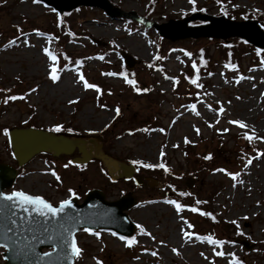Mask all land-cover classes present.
<instances>
[{
    "label": "rangeland",
    "instance_id": "obj_1",
    "mask_svg": "<svg viewBox=\"0 0 264 264\" xmlns=\"http://www.w3.org/2000/svg\"><path fill=\"white\" fill-rule=\"evenodd\" d=\"M109 1L154 25L100 7H78L58 16L41 0H0V160L16 163L11 128L54 131L60 125V132L92 139V146L101 144L121 162L139 161L134 164L140 174L155 178V186L147 181L137 186L118 172L112 181L95 158L70 166L69 159L79 155L75 150L35 156L13 188L52 203L74 194L81 201L92 188L102 189L110 200L129 192L137 196L129 214L139 244L128 249L127 241L112 233L83 232L75 264H264V47L234 35L169 40L156 26L202 12L253 19L264 28V0ZM123 52L135 56L130 70L122 68ZM204 59L209 64L200 65ZM50 65L58 69L55 82ZM108 70L128 71L134 83ZM85 81L99 91L85 88ZM145 164L164 167L158 171ZM189 176L197 177L192 188L186 184ZM175 182L181 190L167 194ZM191 195L213 198L211 217L190 215L185 207L177 212L167 202L177 198L184 204ZM238 238L247 239L250 249ZM3 252L0 247V263Z\"/></svg>",
    "mask_w": 264,
    "mask_h": 264
},
{
    "label": "water",
    "instance_id": "obj_2",
    "mask_svg": "<svg viewBox=\"0 0 264 264\" xmlns=\"http://www.w3.org/2000/svg\"><path fill=\"white\" fill-rule=\"evenodd\" d=\"M44 1L60 11L71 10L79 5H90L101 7L110 15L130 16L123 10L114 8L108 0ZM195 19L209 20L210 23L188 27V22ZM158 27L163 36L172 39L202 36L226 38L234 35L245 38L256 46L264 47V31L253 20L237 22L224 17L194 14L183 20H171ZM124 57L132 67L135 59L128 54H124ZM9 137L19 166L39 152H52L55 155L72 154L78 148L80 156L73 158L71 160L73 163H86L96 156L104 161L110 172L120 170L121 176L127 179L132 178L136 170L134 164L120 163L110 157L102 151L99 144H95L93 154V147L88 149L87 140L84 138L54 134L34 127L13 128ZM17 176L18 169L10 164L0 163V192L10 194L5 190L13 185ZM134 179L137 184L143 182L141 177ZM194 181V178H190L188 185L192 186ZM150 184L154 185L151 182ZM78 200V196L69 199L70 204L65 206V211L55 216L51 214L41 216L38 213L29 215L22 209L3 207L6 202L0 200V246L6 248L3 253L5 262L0 264H74L77 256L68 259L66 253L70 252L68 246L73 240L77 245L76 233L81 228L108 229L128 236L133 234L135 225L126 211L135 206L137 200L134 195L129 194L112 201L106 199L102 190L93 189L87 193L82 203ZM53 206L59 207L60 204ZM13 212L15 215H12ZM244 243L247 245V242Z\"/></svg>",
    "mask_w": 264,
    "mask_h": 264
},
{
    "label": "snow or ice",
    "instance_id": "obj_3",
    "mask_svg": "<svg viewBox=\"0 0 264 264\" xmlns=\"http://www.w3.org/2000/svg\"><path fill=\"white\" fill-rule=\"evenodd\" d=\"M34 2H37V0H34ZM217 2L219 3V0H217ZM189 3L194 4L195 0H189ZM192 11H196V9L193 8ZM200 11H204V9H200ZM44 52L49 56L50 59H53V60L55 59V57L49 51V49L45 48ZM50 67L52 68V71L49 73V75H50L51 79L55 82L58 79V69L54 65H50ZM193 67H195V65H193ZM233 67H234V65H233ZM80 79L84 80V77L81 76ZM127 82L129 84L134 83V81H132V80H128ZM192 83L195 84L196 79H192ZM84 87L85 88H97L96 85L89 84L86 81L84 83ZM97 91H99L98 88H97ZM137 91H140V89H137ZM144 91H147V89H144ZM9 99L15 100V99H17V97L16 96H10ZM117 111H118V109H117ZM231 123L239 124L241 127L245 126L241 121H231ZM53 130L59 132L61 130V126L60 125L54 126ZM4 131L6 134L7 129H5ZM68 131H72V129H68ZM225 131H227V129H225ZM245 135H246L247 139H249V140L252 139V137L248 136L247 133ZM161 154H163V153H161ZM208 158L209 157H205V159H208ZM133 163H139V161H133ZM144 167H146V168L162 167L163 168L164 165H162V164L161 165L145 164ZM165 170L167 171V169H165ZM219 171H225V170L220 169ZM229 175H233V178H235V176L239 175V174L238 173H236V174L229 173ZM182 195H183V193H182ZM0 200H3L6 202L5 205H3V207L22 209L24 212L29 213V215L31 213H38L41 216H45L47 214H51L52 216H55V215H57V213L64 212L65 206H69V204H70L69 200H63L60 202L59 207H54L51 203L46 201L41 196L30 195V194L25 193L23 191H13L10 194H5L3 192H0ZM167 202L170 204H174L177 212H180L182 207H183L181 204L177 203L176 201L170 200ZM197 203H200V201H197ZM191 211L196 212L199 210L197 208H192ZM202 214L203 215H210L209 213H202ZM12 215H15V213L13 212ZM12 222L15 223L14 220ZM188 227L191 228L192 225L189 224ZM184 234H185V236L193 235V233H188V232H185ZM95 235L99 236V233H95ZM113 235H115V233H113ZM120 239L121 240H128L129 245L133 242L132 240H130L129 238L124 237V236H121ZM204 239H207L209 243H213V244L221 243L220 241L214 240L212 237H204ZM68 247L70 248V252L66 253V256L68 257V259H71L72 257L78 256L80 254L81 250L77 247L74 240L72 241V243ZM173 251H175V249H173ZM45 255H48V254L45 253ZM153 255H156V253H153ZM217 255H223V253H217ZM98 264H99V262H98ZM235 264H240V262L236 261Z\"/></svg>",
    "mask_w": 264,
    "mask_h": 264
},
{
    "label": "trees",
    "instance_id": "obj_4",
    "mask_svg": "<svg viewBox=\"0 0 264 264\" xmlns=\"http://www.w3.org/2000/svg\"><path fill=\"white\" fill-rule=\"evenodd\" d=\"M205 63H208L209 64V61L208 60H202V61H200V65H204ZM196 154H198V153H196ZM210 156H211V153H208L207 154V157H209L210 158ZM199 157H200V155H199ZM195 172H197V171H195ZM198 175V174H197ZM195 199L197 200V201H200V203H198V208L200 209V211H201V213H199L197 216L198 217H202V218H208V217H211L212 216V214H213V209H212V207H210V205H208V203H209V200H213V198L211 199H208V198H201V196H196L195 197ZM192 202H193V199H192ZM202 213H209L210 215H203Z\"/></svg>",
    "mask_w": 264,
    "mask_h": 264
}]
</instances>
